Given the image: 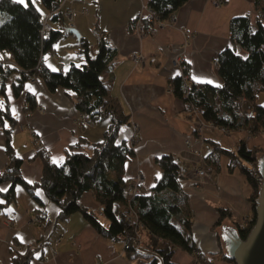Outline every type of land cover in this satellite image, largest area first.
<instances>
[{"label":"crops","instance_id":"obj_1","mask_svg":"<svg viewBox=\"0 0 264 264\" xmlns=\"http://www.w3.org/2000/svg\"><path fill=\"white\" fill-rule=\"evenodd\" d=\"M144 1L83 0L73 4L78 10L74 27L90 42L91 53L96 54L99 29L118 50L102 78L110 93L120 99L130 114V123L120 131L118 141L132 144L136 139L135 154L126 161L124 179L133 184L140 176L141 187L150 191L161 174L156 157L174 154L180 165L182 188L189 196L194 213L192 236L201 257L177 247L172 261L199 264V260L209 255L216 264H233L223 256L220 225L216 228L213 225L219 217V206L232 213L223 222L234 223L235 220L242 224L250 216L251 184L239 167L229 168L230 157L226 154H221L219 169L214 170L207 181L196 182L189 175L192 158L196 157L197 150L204 155L211 151L212 146L205 137L231 150L237 149L242 138L248 148L259 145L264 149V133L252 134L245 127L232 129L228 134L214 129L204 132L201 139L194 133L199 114L195 110H185L183 99L170 90L169 80L183 72L180 61L174 56L179 51L194 80L221 86L223 79L215 61L217 54L226 46H235L246 54L230 38V20L236 15H249L251 22L256 24L260 7L255 0H187L156 32L142 35L135 30L134 19ZM259 1L264 5V0ZM85 8L87 12H82ZM61 24L66 25L67 20H50L54 28H61ZM79 41L76 35L65 32L56 43L55 51L45 57V64L54 70H66L71 63H83L85 57L79 51ZM0 59L13 61V56L0 49ZM16 75L12 73L7 81L6 95L0 93V108L8 102L17 119L13 145L23 159V177L33 183L41 179L45 158L61 164L67 151L82 150L79 141L88 144L100 140L106 127L100 123H82L81 112L73 102L76 92L66 87L51 91L40 76L26 81L24 90L15 95L13 80ZM27 91L34 94L37 104L31 112L24 109ZM242 111L246 115L253 114V104L249 111L243 108ZM188 139L191 146H187ZM6 160L5 134L0 125V168ZM109 176L116 178V173L110 171ZM9 184L10 181L0 183V190H6ZM36 192L43 204L22 185H17L15 200L0 212V264H11L13 246L17 243L25 248L47 236L46 258L33 259L30 264H141L138 256L127 255L123 238L110 239L100 234L81 211L55 222L59 206L48 199L41 188ZM3 201L0 196V202ZM80 201L98 213L104 222L108 221L101 214V204L92 190L85 191ZM41 212H45L50 221L47 228L32 221V217ZM143 239L147 240L146 231H143Z\"/></svg>","mask_w":264,"mask_h":264},{"label":"trees","instance_id":"obj_2","mask_svg":"<svg viewBox=\"0 0 264 264\" xmlns=\"http://www.w3.org/2000/svg\"><path fill=\"white\" fill-rule=\"evenodd\" d=\"M37 1L42 2L49 12L58 5L57 0H26V3H20L19 0H0V49L10 52L14 62L7 69L0 66V93L6 95V84L12 73L17 74L13 80L15 95L24 90L26 81L40 76L51 91L58 87L74 90L75 106L94 124L104 120L108 123L100 140L88 144L79 141L78 145L82 146V150L67 151L61 164L45 158L40 181L31 183L22 175L23 159L13 145L17 119L6 102L4 108H0V125L5 134L7 155L6 162L0 168V183L10 181V184L6 190H0V196L4 198L0 202V212L15 200L17 185H22L34 199L43 204L36 192L41 188L46 197L60 208L55 222L81 211L100 234L110 239L123 238L126 241L127 255L138 256L141 264L160 263L158 258L135 249V238L138 235L142 237L143 245L163 258L164 264H177L172 261L177 247L201 257L192 236L194 213L189 196L182 188L180 165L174 154L156 157L161 174L150 191L131 195L128 190L130 183L124 179L125 165L135 154L136 139L132 144L125 140L118 141L120 131L130 123V114L124 109L120 99L110 93L102 78V73L117 57V48L111 44L106 33L99 29L97 51L94 55L91 53L90 42L85 37L80 38L79 51L85 57L83 63H71L66 70H54L44 60L41 68H38L40 58L45 59L55 51V45L65 31L50 26V20L63 19L57 13L50 17L48 30L42 32L43 19L49 12L43 15ZM186 1L148 0V3L156 10L158 17L166 21ZM255 3L260 10H264V5L259 0H255ZM230 38L246 54L239 52L235 46H226L217 54L215 61L223 79L221 86L194 80L189 74L187 64L181 74L170 78L169 88L175 96L183 99L185 110L191 112L195 108L202 109L199 114L201 119L230 130L245 127L250 133L259 134L264 131V103L257 101L258 94L264 90V23L258 18L256 24H253L249 15L233 16L230 20ZM240 96L252 102L253 114L243 113L238 103ZM36 107L34 94L27 91L25 111L31 112ZM194 133L196 134L195 131ZM205 140L212 146L211 151L205 154L207 163L217 170L220 167L221 154H226L230 157L229 168L239 167L251 184L252 212L242 224L233 221L240 235L245 238L255 223V200L260 186L249 161L256 164L264 149L259 145L248 148L245 138L238 142L236 150L226 148L211 138L205 137ZM110 171L116 173V178L109 176ZM87 190H92L100 202L101 214L107 222L81 203L80 198ZM132 209L138 215L142 227L138 228L129 223L128 215ZM218 210L219 217L213 228L221 225L226 216H232L228 208L219 206ZM36 215L40 218L37 223L47 228L50 221L46 213ZM143 231H146L147 240L143 239ZM48 242L47 236L25 248L17 243L13 246L11 264H30L33 259H45V246ZM223 256L236 264L226 253Z\"/></svg>","mask_w":264,"mask_h":264},{"label":"built area","instance_id":"obj_3","mask_svg":"<svg viewBox=\"0 0 264 264\" xmlns=\"http://www.w3.org/2000/svg\"><path fill=\"white\" fill-rule=\"evenodd\" d=\"M83 0H57L58 5L50 10V12L44 17L43 19V24H42V32L47 31L49 28V20L52 14H57L60 13L62 18L67 20V26L74 27V17L77 14L78 10H76L73 7V4L76 2H82ZM82 12H87V9H83ZM258 18L264 23V10H260L258 14ZM135 30L142 34V35H147V34H153L156 32V30L163 26L165 21L160 19L157 15V12L154 8L150 6L148 3V0L144 1L142 3L141 8L139 9L135 19ZM134 58L137 59V54L134 53ZM175 59L180 61V65L182 67V70L187 68V63L185 62L182 53L179 54V51L175 52L174 54ZM44 57H41L39 60V63L37 65L38 68H41V63L44 62ZM12 64H14L13 61L6 60V59H0V66H3L4 68H9ZM246 98L244 96H240L238 98V103L241 108H243ZM195 111L200 114L202 112V109L200 108H195ZM80 121L84 124L87 125H93L94 122L90 120L86 115L80 113ZM136 128V127H135ZM214 129H220L224 133H230V129L225 127V126H217L211 121H205L201 119L200 117L196 119L195 121V128L194 131L196 134H198L201 139L202 135L204 132L209 131V130H214ZM264 133V131H263ZM187 146H191L192 142L191 140H186ZM48 153V152H47ZM193 159V165L190 169L189 175L192 180L196 182H205L208 180L210 174L215 170L214 166L210 163H207L205 161V155L201 150H197L196 152V157L192 158ZM204 162L203 165L200 164V162ZM249 165L252 168L253 171L256 172L257 178L259 182L261 183L263 180L262 175L258 172L257 165L251 161H249ZM141 177L137 176L135 182L133 184H130L128 187V190L131 195L141 193L144 191V189L140 185ZM40 220L38 215H34L32 217L33 222H38ZM128 220L129 223L132 225H135L136 227H142V223L139 221L138 215L136 214L135 210H131L128 215ZM8 222H10V219H7ZM60 238L58 237L56 241H58ZM135 243L138 244H143L142 243V237L138 235V238H135ZM19 248L18 246H16ZM198 263L200 264H216L215 261L208 255L204 256L202 260H199Z\"/></svg>","mask_w":264,"mask_h":264},{"label":"water","instance_id":"obj_4","mask_svg":"<svg viewBox=\"0 0 264 264\" xmlns=\"http://www.w3.org/2000/svg\"><path fill=\"white\" fill-rule=\"evenodd\" d=\"M61 29L81 38V34L75 27L61 24ZM256 165L263 180L260 183L258 196L256 197V219L247 236L240 235L238 227L234 223L222 222L220 225V238L226 255L235 260L236 264H264V151L258 156ZM137 251L151 255L164 264L163 258L154 250L143 244L134 243Z\"/></svg>","mask_w":264,"mask_h":264},{"label":"rangeland","instance_id":"obj_5","mask_svg":"<svg viewBox=\"0 0 264 264\" xmlns=\"http://www.w3.org/2000/svg\"><path fill=\"white\" fill-rule=\"evenodd\" d=\"M36 3H37V6L39 7V9L42 11L43 15H46V11H47L46 6H45L42 2H39V1H37ZM95 48H96V50H97V45H96ZM257 101H258L259 103H264V90H262V91L258 94V96H257ZM250 108H252V103H251L250 101H246L245 104H244V106H243L244 111H249ZM107 123H108V121H107V120H104V121H102V122L100 123V126H104V125H105V127H106V126H107ZM226 134H227V133H226ZM234 134H235V133H234Z\"/></svg>","mask_w":264,"mask_h":264},{"label":"snow or ice","instance_id":"obj_6","mask_svg":"<svg viewBox=\"0 0 264 264\" xmlns=\"http://www.w3.org/2000/svg\"><path fill=\"white\" fill-rule=\"evenodd\" d=\"M20 3H24V0H19Z\"/></svg>","mask_w":264,"mask_h":264}]
</instances>
